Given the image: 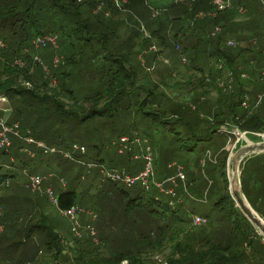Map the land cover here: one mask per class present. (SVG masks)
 <instances>
[{"label": "rangeland", "instance_id": "rangeland-1", "mask_svg": "<svg viewBox=\"0 0 264 264\" xmlns=\"http://www.w3.org/2000/svg\"><path fill=\"white\" fill-rule=\"evenodd\" d=\"M130 1L134 3L132 11L136 16L131 11L120 13L116 21L119 22L121 19H126V22L124 21L125 23L120 24V26L117 27L106 25L108 21H112L110 17L106 16L102 17L105 23L101 26L94 23L95 17L102 16L103 11L106 10L105 2L103 1V9H98L95 14H85V18L83 17V20L86 21L85 24L78 22V20L77 22L74 20L75 23L66 22L67 25L63 24L52 29H42V32L49 34L56 40L58 43L56 49L48 43L40 45L38 49L33 48L32 40L36 36L28 41H11L9 37L4 39L1 36L0 40L5 42L6 48L7 46L18 44L22 52L26 53L25 51L27 50L29 55L28 58L20 57L19 60L28 62L29 66L34 68L37 67L38 62L34 60V57H38L43 61L45 66L47 65L46 68H49L48 72L51 74L56 68H68L70 72L69 80L67 81L66 77H62L61 82L65 85L72 84L71 88H74V96L77 99L79 98L78 107L80 109L82 107L89 111L93 105V99L91 100L89 98L92 93H90L91 91H86L78 87H82L86 84L84 79L89 78V70H91L92 67L82 69L83 66L79 63V59L87 55L92 46L96 45L97 42L98 44H101L100 42L107 43L109 47L110 44L113 47L120 46L121 49H123L119 44L126 42L129 30L135 28L136 30L139 29L141 31V24L144 26L141 33L143 32L145 33V36H149L150 31L158 26L159 22L157 20L163 17L165 11L172 15L178 9L176 7L179 6L175 5L174 8H172L173 0ZM231 5L232 6L228 11H231L234 7L233 0H231ZM258 10V14L255 13V15L260 17L261 14V17H263L262 19L264 20V11L262 10V7H258ZM235 12L237 14L235 18H233V22L240 25L239 23L243 21L244 13L241 14L237 10ZM185 19L187 21L176 20L175 25L177 24L179 27L186 30L188 29L187 24H189V27H193V23L198 21L195 19L194 13L190 18L188 17ZM147 24L151 25L147 26ZM166 24L170 23L163 22V26L159 32L166 46L160 47V42L155 38H151L150 45L143 49L142 54L137 59L143 68V72L139 73L140 78L146 76L145 79L141 78L142 81L140 83H143L144 87H149L154 91V89H152L153 83L149 85V82H154L159 86L161 85V81H165L167 87L159 86V89L165 91L167 96L172 98V100L176 99L178 103H182L183 106L192 105L193 107L189 106L190 109L188 110L192 112L196 109V112L194 111L192 114H200L201 125L198 124V128L200 129L201 126L203 127L206 125L208 119L205 103H209V110L211 111L215 107L218 95L216 94L214 87H218L220 84L230 86V84L227 81L226 76H219V78L216 77L214 80L215 72L213 71L220 70L221 65L215 61V57L208 58L205 50L199 51L195 61H189L188 52L183 53L181 51V44H178V42L180 43L184 40V37L181 36V32H177L178 37L173 40V29H169L168 33L166 35L164 34L163 30L166 28ZM27 28L30 29V26H27ZM71 28L77 32L78 36H80L78 41H75V38L72 39L74 44L73 48H71L67 42L63 44L61 43V39L63 38L62 32L69 34ZM30 30L32 31V29ZM262 31L263 30L261 29V33L264 34ZM141 33L139 32L140 38L142 37ZM246 33L244 29H240L239 36H236L235 34L229 35L226 38L227 41L225 46L231 51H235V48L233 47L235 45L241 49H243V47L249 48L250 51H245L241 57L236 58L235 63L233 64V70H241V67H247L245 69L247 70L249 68V70H253L256 79L261 85H263L260 77L261 73L264 71L262 65L264 64V58L262 54L259 55L257 53L260 50L262 53L264 50V37L263 35H260L255 38L254 34L251 35L252 32L247 31ZM88 35H92L93 38L88 39ZM199 37H203L205 40H213L218 38V34L216 28L213 29V27H211L207 30V33L200 34ZM238 38L241 39L238 40ZM85 43H91L92 46L84 45ZM227 43H230V45ZM185 45H187V43H184V46ZM66 47L73 51L74 57L77 56L72 62L67 60L69 56L66 53ZM105 52L107 53V51L98 52L100 60H102ZM93 53L94 51H92V54ZM155 53H157L156 56H154ZM251 54L257 55L259 61L251 62ZM55 56H57L61 62L56 67L53 62H51ZM96 56L97 55H94V57ZM151 56L153 57L152 59ZM16 59L17 58L13 59L14 64ZM163 60H166L167 64L164 63ZM66 64H68L69 67H66ZM197 64L201 68V71L196 70L198 68L195 67L198 66ZM37 68L36 72L38 74L47 72L41 67ZM207 75L210 76L206 77ZM203 76L208 78V80L201 83L200 80H203ZM255 76H253V79ZM41 78L37 75L35 79H33L36 89L40 94L45 92L50 93L49 90L53 89L55 84L50 83L45 88L41 85ZM248 80L249 79H246L245 81ZM20 82L21 81L19 80L18 84L22 86V82ZM205 84L209 86H206ZM213 85L214 87H212ZM233 85L234 84H231V86ZM23 87L29 89L31 88V84H24ZM247 88L248 90H246L249 92L248 106L245 109L242 106V100L240 107L243 110H247L249 114H254L259 111L260 108H254L251 101L256 97L260 88L262 89L264 86L259 87L253 83ZM221 91L225 93L229 92V94H231L233 90L231 91V89H228L227 91ZM245 95L247 96V94ZM259 95H262V99L264 100V94ZM259 95H257V98ZM139 97V99H141L143 95L140 93ZM83 98L86 100L84 101ZM62 100L67 103L68 106H71L69 100L64 98ZM195 102H197V104H195ZM100 106H102V104H100ZM118 106L119 108L116 113L112 112L110 108H107V112H103L101 116L96 115L90 117L80 125L74 124V122L72 123L70 120L64 124L59 121L48 123L49 119H45L41 116L42 118L39 119L40 122L36 125L38 126V130L44 141L49 142L51 139V133L54 134V132L62 130L68 147L67 149L59 147L60 143L54 142V147H56L58 151L70 153L71 143L73 142L78 146H82L84 151L73 152L72 158L63 157L61 154H43L42 157H32L33 159L28 157L26 163L23 165L20 164L19 160L14 159L15 163L13 164V167L8 170L11 175L7 174L10 175V177H8L6 181L0 183V225L2 227L0 231V264H16L17 259L20 256H24V259H27L26 261L22 260L23 264H78V257L80 258V263L89 264L90 261H96L100 257L108 256L111 252L109 246L111 244L117 245L120 243L115 237V232L120 230V224L125 216L120 211H114L112 213L111 210L106 211L109 208L102 209L100 205L102 201L99 200L100 203L98 202V196L100 195L101 190L105 189V191H110L112 189V184H114V182H111L105 177V174L102 173L101 170L105 168L107 170H134L138 172L143 167L144 161L142 156L147 147L150 148L153 157L152 168L155 181H165L164 188L167 190L173 189L175 191L176 196L174 198L178 200L174 201L180 202V200H182V213L184 217L190 221V217L195 215L201 216L206 220L204 225L198 224L199 226L196 228L193 227V230L202 233L204 239H206L205 235L207 234L212 238L214 235L221 234L219 230L224 231V228L229 227V225H226L227 222L234 228L236 234L243 235V233H245L247 241H249L248 236L253 238L250 241L251 247L259 252L260 259L249 256L247 264L263 263L264 238L256 226L249 222L253 227L251 228L248 223L246 224L240 214L232 211L229 202L224 199V196H226L225 180L220 174L219 161L221 154L226 153L225 175L228 181V192L232 196L229 189V165L232 157L237 150L250 144L264 141V132H243L240 128L238 129L235 127L233 123L231 126L222 127L223 135L215 133L210 135V140L208 142L199 143L198 149L193 153H184L183 151L176 150L170 154L169 152L166 153L169 138L171 137L169 132L166 133L162 130H159L160 132L155 131L154 128L144 129L141 125L137 126V129H130L129 127L133 123L134 116L131 108H134V106L131 104L128 108L127 101H123L121 105ZM43 107L46 106L43 105ZM128 111H131V114H129ZM261 115L264 118V112H261ZM11 116L12 111L10 103L7 98L3 96L0 99V119H7ZM25 127L30 128V126L27 125ZM142 129L147 132L148 136L142 134ZM232 130L234 131V134H231ZM131 132L132 134H129ZM136 133L140 140L137 144L133 143V137L134 135H137ZM122 136H126L130 139V146L133 150V152L130 153L131 155H129L126 150L119 152L122 145L120 143V138ZM126 145L128 146L129 144L127 143ZM29 146L31 145H26V147ZM204 148L210 149L211 153L209 158L213 161L217 154V164L210 162L208 158H203L200 155L199 150ZM27 155L31 156L30 154ZM250 156L252 155H247L243 159H241L242 156L238 157V160L241 159L237 171L240 191L242 165ZM262 163H264L263 156L250 160L242 176V191L246 193L251 200L258 195V190H253V184L256 186L257 181H252H254L255 177H258L257 169ZM91 164L92 166L88 167V165ZM172 164H178L183 167L184 180L176 179L175 183L167 181V179L175 176L177 173L176 167ZM4 172V169L0 171L1 174H4ZM36 175L41 177L43 181L36 191H32L27 185L29 184L30 178ZM110 182L112 184H110ZM115 184L122 186L118 183ZM237 187L238 183L235 185L236 189ZM47 189L51 191L54 200L56 195L60 192H76V204L79 208L84 210V212L78 214V221L81 230L84 229L85 225L91 223L92 225H90L93 226L92 228L96 230L99 240L98 244L93 243L85 234H83V237L81 236L82 238H76L73 236L71 233L72 221L56 208L55 202L49 198ZM153 189L151 188L148 193L155 195L156 189ZM148 193L146 194L148 195ZM142 200L144 203L146 198ZM252 211L263 220L257 212L253 209ZM88 212H93L95 214V218H92L93 220L90 219L91 216H89ZM190 225H192V220L190 221ZM100 228H104V230H101ZM52 233L58 235V239L53 240L54 243H52L56 246L55 251L53 249H47V247H49L47 242H52V236L50 235ZM106 233H108V239L106 242H103L102 240ZM254 233L256 236H254ZM202 234L198 236L200 239L204 240ZM258 237H260L261 240ZM57 241L60 243L58 244ZM239 241H242V239H239ZM246 246H248V244H246ZM246 246L245 248L248 249ZM58 247L61 249V252H57ZM79 251H82V253ZM169 252V248L166 246L161 252L151 253L146 256V258L149 257V262L151 264L153 261V264H164V259L169 256ZM121 264H127V262H122Z\"/></svg>", "mask_w": 264, "mask_h": 264}, {"label": "trees", "instance_id": "trees-1", "mask_svg": "<svg viewBox=\"0 0 264 264\" xmlns=\"http://www.w3.org/2000/svg\"><path fill=\"white\" fill-rule=\"evenodd\" d=\"M103 1L105 2L106 10L103 11L102 16L95 17L94 23L97 25L101 26L104 24L105 21L102 17L106 16L110 17L112 20L108 21L106 25L117 27L126 22V19H121L119 22L116 21L120 13L126 11H131L133 13L132 9L134 3L130 0H116L118 3L115 0H0V36L4 39L9 37L11 41H28L34 36L46 35L45 32H42V29H52L63 24L67 25L66 22L71 23L74 22V20H76V22L78 20V22L85 24L86 21L83 20L85 14H95L98 9H103ZM174 1L176 3V0H173L174 5L172 4V8H174L175 5H179L176 7L178 8L176 12L171 15L165 11L161 19L157 18L158 20H156L159 24L150 31L149 36H145L143 32L141 33L144 29L143 24H141L140 27L141 31L139 29H137V31L135 28L130 29L126 42L119 44L123 49H121L120 46L113 47L111 44L109 47L107 43L102 42H100L101 44L97 42L94 46H92L91 43L84 44L92 46V48L87 55L79 59V63L83 66L82 69L87 67H92V69L89 70V78L84 79L86 84L78 88L91 91L90 93H92L89 98L91 100L93 99V105L89 111L82 107L81 109L78 107L79 98L77 99L74 96V88H71L72 84L65 85L61 82L62 77H66L67 81L69 80L70 72L68 68H56L52 74L48 72L49 68H47V72L38 74L36 72L38 69L37 67H41L46 71L39 62L37 67L34 68L23 60L20 61H22L24 66L18 67L13 63V59L17 58L16 60H19L20 57L28 58L29 55L27 50L25 51L26 53L22 52L18 44L7 46L6 50L0 55V97L5 96L7 98L11 106L12 116L3 119L5 124H17L19 134L22 136H30L48 147H54V142H59V147L67 149L68 144H66L67 141L65 140V135L62 130L56 131L54 134L51 133L49 142L42 139L38 126L36 125L40 122V118L49 119L48 123L59 121L64 124L70 120L72 123L74 122V124L80 125L90 117L96 115L101 116L103 112H107V108H110L112 112L116 113L119 108L118 105H121L123 101H127L128 108L131 104L134 106V108H131L134 115L133 123L129 128L137 129V126L141 125L144 129L154 128L155 131L162 130L166 133L169 132L171 137L169 138L166 153L169 152L170 154L176 150L183 151L184 153H193L198 149L199 143L208 142L210 140V135L215 133L223 135L222 127L231 126L233 123L235 127L238 129L240 128L243 132H264V118L261 115V112H264V100L262 99L261 103L257 106L260 108L259 111L254 114H249L247 110H243L240 107L243 97L246 96L245 94H247V96L249 94L247 87L253 83L261 87L264 86V82L262 81L263 85H261L256 79L255 72L251 69L249 70V68L246 70L245 68L247 67H241V70H233V64L236 58L241 57L245 51L250 50L246 47L241 49L235 45L233 46L235 51H231L225 46L227 41L226 38L231 34L239 36L240 29H244L245 33L247 31L252 32L251 35L254 34L255 38L260 35L264 37V34L261 33V29L263 30L262 32H264L263 17H261V14L260 17L255 15V13L258 14L259 12L258 7L260 8L261 6V3H259L260 1L233 0L234 7L231 11L225 10L218 13L215 17H207L199 22L195 21L193 27H189V24H187L188 29L186 30L182 29V27H179L177 24L175 25V21H187L185 18H190L193 13L195 14L200 10L210 11L212 7L209 4V0H195L193 3L187 5L184 3L175 4ZM237 5H242L246 9V12L243 14V21L239 23L240 25L233 22V18H235L237 14L235 12V6ZM163 22L170 23L166 24V28L163 30L165 35L168 33L169 29L174 30L173 40L177 39V32H181V36L184 37V40L180 43L178 42V44H181V51L183 53L188 52L189 61H195L200 50H205L208 58L215 57V61L221 65V69L215 70V65L217 63L214 65L215 71L213 72H215L214 74L216 75H214V80L216 77L219 78V76H226L227 79L230 73L234 74V85L230 88L231 91L233 90L231 94L221 91L223 89L219 87L212 86L218 95L215 102L216 104L211 111L209 110V103H205L208 119L206 125L203 127L201 126L200 129L198 128V124L201 125L200 114H192V112H196V109L192 112L188 110L190 107H193L192 105L183 106L182 103H178L176 99L172 100V98L167 96L165 91L159 89V86L167 87L165 81H161V85L159 86L154 82H149V85L153 83L152 89H154V91L149 87H144V84L140 83L142 81L141 78L145 79L146 76L140 78L139 73L143 72V68L137 59L142 54L143 49L150 45L151 38H155L159 41L160 47L166 46L159 34ZM150 25L147 24V26ZM27 26H30L32 31L28 29ZM211 27H213V29H220L217 39L205 40L203 37H199L200 34L207 33V30ZM139 32L142 34L141 38ZM62 35L63 38L61 39V43L67 42L71 48L74 47L72 39L75 38V41L80 39V36H78L77 32L72 28L69 34L62 32ZM87 38L91 39L93 36L88 35ZM240 39L241 38H238V40ZM98 40L101 41L100 39ZM184 43H187V45L184 46ZM65 50L69 56L67 60L72 62L77 56L74 57L73 51L70 48L66 47ZM92 51H94L93 54ZM99 51H107V53L105 52L103 54L102 60L99 59ZM156 54L157 53H155L154 56H156ZM257 54H262L261 50ZM94 55L97 56L94 57ZM152 58L151 56V59ZM250 60L251 62L259 61V58L257 55L251 54ZM262 65L264 69V64ZM65 66L69 67L68 64ZM195 67H198L196 70L201 71L199 65ZM243 73L248 75V81L240 77ZM37 75H39V78L42 77L41 85L43 87L46 88L50 83L55 84V87L49 90L50 93L45 92L40 94L38 92L33 81ZM208 76L210 75L206 77ZM253 76H255L254 79ZM206 77L203 76V80H200V82H206L208 80ZM19 80L24 84H31V88L28 89L27 87H23L24 84L21 82L22 86H20L18 84ZM139 92L143 95L141 99H139ZM259 92V94H264V88H260ZM258 93L257 95H259ZM257 95L253 98L254 100L252 99L251 101L253 107ZM63 98L69 100L71 106H68V104L62 100ZM83 99L84 101L86 100L85 98ZM100 104H102V106H100ZM195 104H197V102H195ZM43 105L46 107H43ZM128 113L131 114V111H128ZM26 125L30 126V128H26ZM129 134H132V132ZM142 134L148 136L147 132L143 129ZM22 142L23 141L18 138L11 137V145L9 147H0V171L2 169L5 170L4 174L0 173V183L6 181V179L10 177L11 174L8 170L13 167L15 163L14 159L19 160L20 164L23 165L26 163L28 157L33 159L43 156L41 150L35 148L33 145L26 147L25 143ZM71 144L70 151L73 150L72 147L75 143L73 142ZM258 145H263L264 147V141L250 144L249 146ZM199 151L203 158H207V153H211L208 148ZM132 152L133 150L129 151V155H131L130 153ZM261 156L264 157V153L252 155L248 157L249 159L247 158L244 161L241 171V191L242 176L248 162ZM216 157L217 154L214 157V161L208 160L217 164ZM226 158V153H222L219 161L220 174L225 180L226 196H224V199L229 202L231 210L239 213L245 220V223H248V225L253 228L235 206V202L228 192V181L225 175ZM124 172L130 175H135L137 173V171L134 170H126ZM257 174L258 177H255L254 181H252H257L256 186L253 184V190H258L257 197L251 200L246 193L243 191L242 193L251 208L264 220V163L257 169ZM110 184L112 183L110 182ZM117 186L118 185L114 183L110 191L102 189L98 196V202L100 203V201H102L100 203L102 209L109 208L106 211L111 210L112 213L114 211H120L125 216L120 224V230L115 232V237L120 243L117 245L111 244L109 246L111 252L108 256L100 257L96 261H90L89 264H121L122 262H127V264H147L150 262L149 257L146 258V256L151 253L161 252L166 246H168L170 252L169 256L164 259V264H247L249 256L260 259L259 252L251 247L250 241L253 238L248 236L249 241H247L246 234H236L234 228L229 223L226 222V225H229V227L224 228V231L219 230L221 234L214 235L211 238L206 233V239H204L202 233L198 231L195 232L193 229L199 226L197 224V219H199L200 225H204L206 220L201 216L194 215L190 217V221L192 220V225H190L189 219L185 218L182 213V200H180V202H175L178 199L165 193L162 194L157 190H155L157 194L155 193V195H152L148 193L150 190H145L139 184H135L129 188ZM236 190L239 192V183ZM146 193H148V195ZM240 196L242 195L240 194ZM76 197L77 195L74 191L60 192L56 195L54 200L56 208L60 212H64L76 207ZM144 198H146V201L143 203L142 199ZM253 214L258 219L260 226L264 229L263 220L254 212ZM100 229L104 230V228ZM257 229L263 234L261 228L257 227ZM201 234L204 240L199 238L198 235ZM50 235L52 236V242H47V245H49L47 249H53L55 251L56 246L52 243H54L53 240L58 239V235L56 233ZM254 236H256L255 233ZM258 238L261 240L260 237ZM107 239L108 233L105 234L102 241L106 242ZM239 239H242V241H239ZM59 243L60 242H58V244ZM246 244H248V246H246ZM245 246L248 249H246ZM57 252H61L59 247L57 248ZM79 252L82 253V251ZM22 260L26 261L27 259H24V256H20L16 264H23ZM77 262L78 264H82L80 263L79 257ZM260 264H264V262Z\"/></svg>", "mask_w": 264, "mask_h": 264}, {"label": "built area", "instance_id": "built-area-1", "mask_svg": "<svg viewBox=\"0 0 264 264\" xmlns=\"http://www.w3.org/2000/svg\"><path fill=\"white\" fill-rule=\"evenodd\" d=\"M194 1L195 0H176V3L191 4ZM259 1L261 3L262 10L264 11V0H259ZM209 4L212 7V10H210V11L200 10V11L196 12L195 13V19L196 20L201 21L207 17H211V18L215 17L218 13L230 9L232 6L231 0H209ZM236 10L241 14L245 13V11H246L242 5H239V6L237 5ZM216 31L218 34L220 32V29L216 28ZM45 43L50 44L52 47H55V49H56V47H58L56 40L48 34L37 36L32 40V46L35 49H38L40 47V45L45 44ZM227 44L230 45V43H227ZM5 49H6L5 42L0 40V55L2 54V52ZM262 56L264 58V50L262 52ZM35 60L37 62H39L40 65L43 66V68L46 71H48L47 68L45 67V65L41 62V60L38 57H35ZM52 62L56 67L60 63V59L57 56H55V58L53 59ZM163 62L167 64L166 60L165 61L163 60ZM15 64L18 67L24 66V64L20 60H16ZM220 68H221V66H220ZM240 77L242 79L248 78L247 75L244 73L241 74ZM260 78H261V81L264 82V71L261 73ZM227 81L229 82L230 86H225V85L220 84L218 87L220 89L225 90V91L227 89H230L231 84H233V81H234V74L233 73L229 74ZM0 99H1V97H0ZM3 101H5V100H3ZM248 101H249L248 96H245L243 98V103H242V106L245 109L248 106L247 105L249 103ZM261 101H262V95H259L258 98L256 99L255 103H254V107H257L261 103ZM232 132H231V134H234L233 130H232ZM11 137H15V138L22 140L26 145H31V146L33 145L35 148L41 150L43 152V154H61L63 157L72 158L73 152H75V151L83 152L84 151V148L82 146H78L76 144L73 145V147H72L73 150L70 153L58 151L57 148L48 147L44 143H42L40 141H36L35 139H33L30 136H22L18 132V125L17 124L7 125V124H5V121L3 119H0V147H2V148L3 147H9L11 145ZM139 142H140V140H139L138 136L134 135L133 143L137 144ZM120 143L122 145H121V148L119 149V152H122L123 150H126L127 152H129L132 150V148L130 146V139L128 137L122 136L120 138ZM127 143L129 144L128 146L126 145ZM206 157L209 160L213 161L211 158H209L210 157L209 153H207ZM142 159L144 161L143 167L135 175H130V174L125 173L124 171H117L115 169L107 170L105 168H103L101 170V172L104 173L105 177L108 180H110L111 182L118 183L122 186L129 188V187L134 186L135 184H139L145 190H150L151 188L152 189L154 188L153 190L156 189L160 193H165V194H168L172 197H175V192L173 189L167 190L164 188L165 182H156L155 181L153 168H152L153 157H152V154H151L149 147L145 148ZM172 165L176 167L177 173L175 176H172L169 179H167V181L170 183H175L176 179L184 180L183 167L178 165V164H172ZM91 166H92V164L88 165V167H91ZM42 181H43V179L41 177H39L37 175L33 176L30 178V181H29V184L27 185V187L30 188L32 191H36L40 187ZM47 192H48L49 198L54 202L52 193L50 191H48V189H47ZM81 212H84V210H82L81 208L76 206V207L71 208L69 210H66L62 213L64 216L68 217L72 221L71 233L73 234L74 237L80 238L81 236L83 237V234H85L88 238L91 239V241L93 243L98 244L99 243L98 236H97L96 230H94V228H92L93 226H91L92 225L91 223H88L87 225H85L84 229L81 230V227H80L79 221H78V214ZM88 214H89V216H91V218H90L91 220H93L92 218H95L94 213L88 212ZM197 221H198L197 224H199L200 223L199 219H197ZM91 222H93V221H91ZM1 229H2V227L0 225V231H1Z\"/></svg>", "mask_w": 264, "mask_h": 264}, {"label": "water", "instance_id": "water-1", "mask_svg": "<svg viewBox=\"0 0 264 264\" xmlns=\"http://www.w3.org/2000/svg\"><path fill=\"white\" fill-rule=\"evenodd\" d=\"M263 142V141H262ZM254 150H257V152H253ZM264 153V147L263 145H258V146H246L243 149H239L235 152V154L232 157V160L230 162V180H229V189L232 193V198L235 202V206L240 210L242 215L254 226L263 228L260 226V223L258 219L254 216L252 209L250 208L249 204L245 200L243 194L239 190H235V185L237 182L239 183L237 171L239 167L240 160L243 159L247 155H257ZM242 156L240 160H238V157ZM240 188V187H239ZM240 194L242 196H240ZM263 234H264V229H262ZM261 234L264 238V235ZM264 241V240H263Z\"/></svg>", "mask_w": 264, "mask_h": 264}, {"label": "bare ground", "instance_id": "bare-ground-1", "mask_svg": "<svg viewBox=\"0 0 264 264\" xmlns=\"http://www.w3.org/2000/svg\"><path fill=\"white\" fill-rule=\"evenodd\" d=\"M263 137H264V136H263ZM254 151H257V150H254ZM254 151H253V152H254ZM235 190H236V189H235ZM262 229H263V228H261V230H262Z\"/></svg>", "mask_w": 264, "mask_h": 264}, {"label": "crops", "instance_id": "crops-1", "mask_svg": "<svg viewBox=\"0 0 264 264\" xmlns=\"http://www.w3.org/2000/svg\"><path fill=\"white\" fill-rule=\"evenodd\" d=\"M236 7V6H235ZM246 10V9H245ZM247 77H248V75H247ZM248 79V78H247ZM246 80V79H245ZM249 87V86H248ZM248 89V88H247Z\"/></svg>", "mask_w": 264, "mask_h": 264}]
</instances>
